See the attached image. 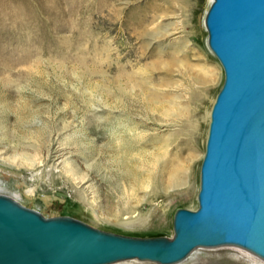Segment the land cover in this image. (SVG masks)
<instances>
[{
  "label": "rangeland",
  "instance_id": "obj_1",
  "mask_svg": "<svg viewBox=\"0 0 264 264\" xmlns=\"http://www.w3.org/2000/svg\"><path fill=\"white\" fill-rule=\"evenodd\" d=\"M146 1L0 0V195L47 219L141 239H172L175 214L199 208L211 112L225 82L208 44L212 0H191L196 80L168 75L184 90L181 119L160 102L178 96L177 84L165 86L169 77L153 66L176 48L154 44L142 55L150 39L132 26ZM174 164L185 174L179 184L160 182ZM198 251L181 264H264L232 246Z\"/></svg>",
  "mask_w": 264,
  "mask_h": 264
},
{
  "label": "water",
  "instance_id": "obj_2",
  "mask_svg": "<svg viewBox=\"0 0 264 264\" xmlns=\"http://www.w3.org/2000/svg\"><path fill=\"white\" fill-rule=\"evenodd\" d=\"M205 25L225 82L211 112L199 208L175 214L172 239H141L47 219L0 195V264H178L198 248L224 246L264 261V0H212Z\"/></svg>",
  "mask_w": 264,
  "mask_h": 264
},
{
  "label": "bare ground",
  "instance_id": "obj_3",
  "mask_svg": "<svg viewBox=\"0 0 264 264\" xmlns=\"http://www.w3.org/2000/svg\"><path fill=\"white\" fill-rule=\"evenodd\" d=\"M192 6L193 5H191V0H147L144 5L139 7L137 19L134 22L135 24L132 25L133 27L135 26L134 30L136 31V35L139 39H150L148 44L141 45V49L143 50L141 53L142 55H145V51L147 50V48L154 46V44L166 43L176 48L174 51L172 50L173 52L171 54L167 55L166 59L155 62L153 66L155 68H160L161 70L165 71L167 76L171 75V73H177L178 75H181L180 77L182 79L184 78L183 80L185 82H191V80H196L195 72L199 71V65H195L193 64V62L198 61L201 63V59L199 57L195 56L192 51H188L190 50V44H192L194 42V39H196V34H194V31H192V18L194 17V15H192L193 11L191 10L193 7H195ZM201 71L205 74V80L202 81H209L210 79H212L213 75L208 67H200V72ZM175 82L176 81L171 80L169 77L168 80H165L164 85L167 87H171L177 84ZM204 83L205 82H203L202 84ZM179 84H177V87H175L177 90L176 92H174L178 95L177 97H174L173 100H170L167 95H162L160 102L162 106L164 105V107H168H166V113L168 115L175 116L178 117V119H181L182 116L188 115V111L186 110L187 107H183L180 105L181 103L179 102V98L181 92H184V90H181L182 87ZM177 99L179 103H176ZM173 157L175 158V156ZM172 160H174V162L176 163L180 161L179 157H176ZM163 174H167V179H162L160 180V182H168L169 185H178L181 180V177L185 175L183 172V168H181L180 165L177 164L171 166L170 169L168 167L167 170H164ZM142 219L143 217L139 218V220H134L133 218H131V220L124 222L123 225L127 227L137 225L141 223ZM198 249H196L186 260H188L196 251H198ZM198 255L199 251L196 252L192 258H195ZM186 260L183 262H186Z\"/></svg>",
  "mask_w": 264,
  "mask_h": 264
}]
</instances>
